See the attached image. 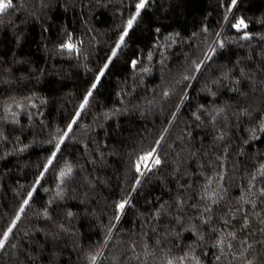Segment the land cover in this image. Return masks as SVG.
Wrapping results in <instances>:
<instances>
[{"label":"trees","instance_id":"16d2710c","mask_svg":"<svg viewBox=\"0 0 264 264\" xmlns=\"http://www.w3.org/2000/svg\"><path fill=\"white\" fill-rule=\"evenodd\" d=\"M138 3L0 12V264H264V0Z\"/></svg>","mask_w":264,"mask_h":264},{"label":"snow or ice","instance_id":"6c2138e0","mask_svg":"<svg viewBox=\"0 0 264 264\" xmlns=\"http://www.w3.org/2000/svg\"><path fill=\"white\" fill-rule=\"evenodd\" d=\"M233 3H235V0H233ZM11 6V4H10V0H0V12H3L4 10H6L8 7H10ZM144 7V0H140V3H138L137 4V15H139V10L141 9V8H143ZM135 20V17H133L131 20H129L128 21V28H131L132 27V24H133V21ZM235 27L237 28V29H240V28H242V27H245V24H244V21L243 20H241V21H239L236 25H235ZM125 35H127V31H125ZM123 40H124V36H121L120 37V41L121 42H123ZM64 47L65 48H67L69 51H71L72 49H73V45L72 44H66V45H64ZM117 47H119V45H117ZM115 54V53H114ZM105 67H107V65L105 66ZM93 87H95V85H93ZM91 93H89V95H90ZM85 102H87V98H85ZM81 107H83V105L81 106ZM69 127H71V126H69ZM58 147V146H57ZM53 155H55V154H53ZM156 163H159V161L157 160L156 161ZM138 170H139V167H138ZM25 203H27V201H25ZM120 209H123L124 208V204H120L119 206H118ZM21 211H23V209H21ZM9 231H11V229H9ZM5 239L7 238V233H5V237H4ZM3 245V241L2 240H0V246H2Z\"/></svg>","mask_w":264,"mask_h":264}]
</instances>
